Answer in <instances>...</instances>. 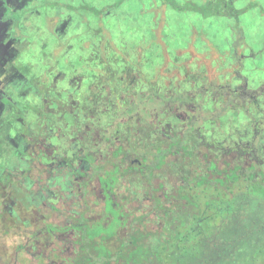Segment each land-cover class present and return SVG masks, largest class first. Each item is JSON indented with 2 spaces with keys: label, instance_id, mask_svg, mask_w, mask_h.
Instances as JSON below:
<instances>
[{
  "label": "flooded vegetation",
  "instance_id": "af4514ba",
  "mask_svg": "<svg viewBox=\"0 0 264 264\" xmlns=\"http://www.w3.org/2000/svg\"><path fill=\"white\" fill-rule=\"evenodd\" d=\"M129 1L0 0V192L3 194L0 206L7 211L19 205L34 209L39 204L54 216L51 211V206H56L52 204L53 200L59 198L58 204L71 200L74 202L72 205H76L77 200L82 202L83 192H94L97 198L104 200L103 191L113 192L119 180L135 176L129 175V164L140 163L139 159L145 158L147 165L152 166L159 157L158 149L164 150L183 133H190V127L195 126L196 119H192L194 109L189 107L184 116L186 130L177 135V139L175 132L171 135V119L181 118L179 108L173 109V105L176 101L181 103L183 98L175 100L172 97H176L177 93L169 96L166 89L160 93L149 88L154 100L162 102L161 107L167 116L163 122L142 134L133 129V105L124 108L118 103L130 96L129 68L133 69V62L138 61L135 54L142 48L146 49L147 45V49L152 47L151 42L160 36L161 27L167 23L166 12L171 10L168 9L170 2L144 0L147 8L143 7L142 13L135 17L140 26L147 27L150 32L141 34L135 44V53L129 55ZM218 1L221 11H228L226 0ZM228 2L232 6L231 0ZM187 3L193 5L191 1L179 5L183 7ZM158 4L163 8H157ZM182 7L177 11L199 14ZM210 11L213 12V9ZM147 12L149 15H146ZM232 12L235 15L239 13L233 9ZM130 14L133 15L132 12ZM160 17H164L165 21L159 30L157 22ZM130 27L133 29V24ZM191 27L192 33L187 31L186 38L175 31L163 30L175 36L168 37L170 34L163 32L168 40L178 39L186 45L184 49H175L168 40L162 43L160 48L165 60L161 62L149 56L150 68H142L145 77L148 78L155 69L158 74L155 83L163 86L167 83L165 78L170 77L187 86L190 80L185 72H180V65L174 72L170 68L174 65L167 64L181 63L183 52L185 58L197 55L190 37L197 32ZM90 30L93 34H89ZM131 31L130 35H133L135 31ZM235 41L238 44L240 38H232V49H235ZM136 73L141 74L140 66H136ZM144 76L142 79H145ZM135 78L132 75L130 86ZM211 89H207L210 94ZM25 116L30 123H24ZM208 116L205 122H209ZM44 122L45 125L40 128V123ZM157 131H160L158 139L164 144L152 151L142 145H134L135 138L147 139L157 135ZM130 147L137 149L140 154L137 158L129 154ZM118 149L122 152L116 154ZM171 157L174 156L168 155L165 160ZM91 160H94L93 163ZM116 169L120 172L126 169L128 174L110 182L109 188L102 189L100 177L107 179L104 175ZM65 175L69 179L63 178L55 183L54 177ZM156 181L154 179L151 185H155ZM124 190L129 192L127 187ZM38 191L50 194L38 203ZM28 239L32 245L37 244L34 238Z\"/></svg>",
  "mask_w": 264,
  "mask_h": 264
},
{
  "label": "rangeland",
  "instance_id": "374dc122",
  "mask_svg": "<svg viewBox=\"0 0 264 264\" xmlns=\"http://www.w3.org/2000/svg\"><path fill=\"white\" fill-rule=\"evenodd\" d=\"M174 1L180 5L191 1L193 5L197 6L215 2V0H171V3ZM228 1L229 0H226V5L229 7L228 11L225 13L222 11L221 16H212V14L207 11L209 13L208 18H203L195 12L191 13L186 11L184 13L174 10L175 8L170 4L168 9L171 10L166 12L167 23H164L162 27L161 25L162 22L165 21V18L160 17V20L157 22V29L160 30L161 27L160 36L153 39V42H151L152 47L149 46L147 49V45V47L145 46L146 49L142 48V53H140V51H142L140 50L138 54H135L136 57H138V61L133 62V69L132 67L129 68L130 96L124 99L127 101V104L125 105L126 102L124 100L122 101L124 102L123 104H121V101L118 102L124 108L128 107V105L129 107L131 104L133 105L131 115L134 116L133 121L135 125L133 129L135 131L138 130L141 134L143 132L145 133L149 128H153L155 124L163 122L166 119L167 113L161 107L162 102L160 100H154V96L152 95L153 92L149 90V88L152 87L153 90L160 91V93L162 89H166L169 96L177 93L176 97H172L175 100L179 97L181 99L183 98L181 103L176 101L173 105V109L179 108L178 114H181V118L171 119V135L175 132L176 139L178 138L177 135L180 136L187 128V121L184 120L185 110L189 107L194 109L192 113V119H196L194 129L195 132L199 131L200 136L196 134L192 136L188 144V146L191 147V151H206V148L200 146V143L213 140L219 141L226 147L229 136H231L232 139H236V136L240 133H242L245 140H249V136L246 133V127L248 125L247 118L240 116L237 113L238 111L234 112L236 109L233 110V112L232 110L223 112L222 109L226 104L225 102L229 103V97L224 96V94L228 92L227 90L236 86H244V83L247 85L248 92H256L262 88V90L258 91L257 96L259 97L258 101L260 106L264 109V0H231L232 6ZM143 7L147 8V3L144 2V0L129 1V37L131 36V41L129 42V55L135 53V44L138 43L137 40L141 37V34L143 35V33L147 34L150 32L147 31V27H143V25L140 26L139 20L137 21L135 17L142 13ZM156 7L163 8V6H159V4ZM232 9L239 11V13L235 15ZM161 11H163V9H161ZM130 12H132L134 16L131 15ZM146 15H149V12H147ZM187 18H189V23H185ZM131 24H133V29L130 27ZM191 26H193L197 32L190 36L192 40L191 44L196 50L197 55L195 57H191L190 55V57L185 58L183 57V55L185 56L183 52L181 55V63L167 64L168 66L174 65L170 66L174 72L178 71L180 65V72L181 70L185 72L190 80L187 86L184 87L180 85L177 79L173 80L170 77L165 78L167 83L163 86L162 84L155 83L154 80L158 77L155 69H153L152 74H149L150 76L148 78L145 77L144 70L147 66L149 67L148 61H150L151 58L160 60L161 62L165 60L160 45L166 43L168 37H175L163 30L175 31L177 35H184L186 38L187 31L191 32ZM197 29H201L203 33L199 32ZM131 30L135 31L133 35H130ZM238 30L240 31L238 32ZM88 32L89 34H93V30ZM163 32H165L166 35L170 34V36H164ZM179 32L181 33L179 34ZM233 37L240 38L238 44L235 41V49H232L230 46ZM168 41L175 46V49L183 48L186 45L184 41L182 42L178 39ZM190 50L193 51L192 48H190ZM242 56L244 58H242ZM136 66H140L141 74L136 73ZM142 68L144 70H142ZM132 75L136 78L135 80L133 79L134 84L130 86V84H132L130 83ZM143 76L145 79H142ZM220 86L225 88L223 95L219 92ZM210 87H212V94H210V90H207ZM168 90H170V92ZM13 98L17 99V96H13ZM184 100H186V103ZM17 101L18 103L21 102L19 100ZM241 102L242 105L244 104L246 108H249L250 112L254 111L248 99ZM154 105H160V107ZM148 110L153 111V113L149 114ZM211 114H219L215 124L204 121L205 117ZM137 122H139V124ZM24 123H30L26 116L24 117ZM44 125L45 122L44 124L40 123V128ZM19 129L20 127L17 126V130ZM159 136L160 131H157V135H151L147 139H143L144 137L135 138V136L134 145L139 144L142 145L144 149L152 151L159 145L164 144L161 139H158ZM209 151L210 154L214 153L213 150ZM165 161V165L155 174L154 179L162 183L164 188V190H162L165 194L169 195L172 194L174 187L181 183L183 177L190 176L194 170L198 171L202 169L205 163L200 156L192 158L184 155L167 158ZM217 161L220 162L219 165L223 163L220 158H218ZM125 187L129 189V192L124 190ZM163 191H159V193ZM122 197H125V201H122ZM20 199L21 197L18 198V200ZM58 199L59 198H56L52 203L59 209V212H54V216L49 215V209L45 208H40V210L30 209L27 212L24 210L23 206L19 205L16 208L21 216V223L17 226L18 229H15L18 231V235L15 234L9 237L14 238L13 242L15 246L23 243L26 245V248L14 254V249L10 250L9 247L6 246L5 237H0V252L5 248L7 252H10V254L12 253V256L8 257L1 255L0 264L9 262H12L10 264H49L44 258L39 259L37 257V254L46 255L47 253L48 255L49 251H45V248L39 247L37 244L32 245L26 235H31L29 233L33 234V232H36L37 229L45 225L43 223L53 221L58 215H60L63 220L72 216L71 213L73 212V208L71 206L74 202L69 200L58 204L56 203ZM1 200L2 197H0V201ZM110 200L114 205L119 202L123 203L128 212L132 213L134 208H140L141 211L145 212L151 206L149 185L140 184L139 179L135 176L121 179L115 184ZM7 201H10V199H7ZM76 202L77 204L75 206H78L80 200ZM244 206L243 212H238L236 214L237 225L231 226L229 225L230 223L226 224L227 220L219 221L216 224L217 228L214 229L213 233L210 234L206 240L197 244H186L188 254H196L198 255L197 257H201L198 264H218L216 262L219 261H221L220 264H263L264 204L262 202H257L253 207L252 201L248 200ZM251 207H253V211H251ZM3 209L4 208L0 206V231L11 226L8 213H6V211L4 212L6 208ZM249 212L252 216V220L248 218ZM181 214L185 217L183 218ZM154 219L156 223L161 224L160 219L155 217ZM25 221L29 223V228L24 227ZM180 221L188 225L189 219L186 217V214L178 212L176 220L166 225V231L155 233V228L152 227L150 237L145 241V246H153L154 248L160 247L164 244L165 238L168 237L167 231L174 233L177 227L176 224ZM235 226L239 227L238 229L241 228L240 232H238L240 238H249L251 240L249 248L258 249L259 251L262 250L263 252L258 253L257 256L253 258L252 254L254 250H249L246 245H242L243 248H245L244 251L238 252V243L233 248H229V245L227 248L222 246L224 239H215V233H217L218 236L225 233L228 235L226 237H229V235L232 234L231 231L236 228ZM233 234H235V232ZM245 242L248 241L245 240ZM233 249H235V251ZM181 250L182 249H178L176 254H179ZM229 250L233 251L230 252Z\"/></svg>",
  "mask_w": 264,
  "mask_h": 264
},
{
  "label": "trees",
  "instance_id": "16d2710c",
  "mask_svg": "<svg viewBox=\"0 0 264 264\" xmlns=\"http://www.w3.org/2000/svg\"><path fill=\"white\" fill-rule=\"evenodd\" d=\"M163 1L171 3V0ZM171 5L176 10H180L182 7L175 1ZM183 8L195 10L204 18L208 17L209 13L212 15L222 14L221 3L218 0L203 6L186 4ZM210 9H213V12ZM260 90L262 88L258 91ZM224 91L225 88L220 86L221 95ZM227 91L224 96L229 97V103L225 102L222 111L232 110L233 112L236 109L234 112L238 111L240 116L247 118L246 133L249 140H245L240 133L236 139L229 136L226 147L219 141L213 140L200 143V146H204L206 151L193 152L188 144L192 136L195 134L199 136L200 133L195 132L194 127H190V133H183L179 139L167 145L164 150H157L159 157L156 158L152 166L147 165L145 158H140V163L129 164L127 167L129 175L134 174L140 184L149 185L151 206L147 211L134 208L131 213L121 202L112 205L114 204L110 200L112 191H103L104 200L100 197L97 198L94 192H83L84 198L80 202L81 204L71 206L73 208L72 216L63 220L60 215H56L57 217L53 221L43 223L45 225L42 228L37 229L31 235H26L28 238L32 237L37 240L39 247L49 251L48 255L47 253L46 255L37 254V257L48 260L49 264H198L201 257H197L196 254H188L187 243L197 244L206 240L217 228L216 224L219 221L227 220L226 224L237 225L236 214L243 212L246 201L251 200L253 207L257 202L264 204V109L259 104L258 91L248 92L247 85L246 88L236 86ZM246 99L250 101V105L254 109L253 112L256 114L250 112L244 104L242 105L241 101ZM218 115L208 116L209 123L215 124ZM209 150H213L214 153L210 154ZM121 152L122 150L118 149L116 154ZM129 154H133L135 158L140 155L133 147L129 148ZM168 155H184L192 158L200 156L205 162L202 169L194 170L190 176L183 177L181 183L174 187L171 195L165 194L162 190V183L156 181L155 185H151L156 172L165 165V157ZM218 158L223 162L220 165V162L217 161ZM93 161L90 162L93 163ZM120 171L116 169L113 173L106 172L105 174H108L104 177L106 176L107 179L100 177L102 189H106V186L109 188L110 182H115L120 176L128 174L126 169ZM63 178L69 179V176L54 177L55 183L57 184L59 182L57 180ZM159 191L163 192L159 193ZM4 194L7 196L6 193ZM46 194L37 192L38 203L42 202L41 199ZM2 195L0 192V197ZM122 198V201H125V197ZM253 207H251V211H253ZM16 208L17 206L11 208V211L3 209L9 215L11 226L1 230L0 237L18 235L16 230L21 223V216ZM31 208L24 207V210L28 211ZM40 208L42 207L37 204L34 209L40 210ZM51 208L52 212H59L57 206H51ZM178 212L186 214L189 219L188 225L182 221L178 222L174 233L167 231L168 237L165 238L164 244L157 248L146 247L145 241L150 237L151 228H155V233L166 231V225L176 220ZM154 217L160 219L161 224L156 223ZM248 218L252 220L250 212ZM28 226L29 223L25 221L24 227ZM235 227L229 237H226L228 235L225 233L220 236L215 233V239H224L222 246L227 248L228 245L229 248H233L238 243V252L244 251L245 248L242 246L244 244L249 250H254L253 258L263 252L249 248L251 240L240 238L238 232L241 228ZM234 232L235 234H233ZM24 248H26L25 244H17L13 253L16 254ZM178 249L182 250L176 254ZM233 250L235 251V249ZM11 254L5 248L0 252V256L8 257L12 256ZM220 262L216 263L220 264ZM10 263L12 262L3 264Z\"/></svg>",
  "mask_w": 264,
  "mask_h": 264
},
{
  "label": "clouds",
  "instance_id": "9594fccd",
  "mask_svg": "<svg viewBox=\"0 0 264 264\" xmlns=\"http://www.w3.org/2000/svg\"><path fill=\"white\" fill-rule=\"evenodd\" d=\"M14 238L13 237H7L5 238V244L7 247H9V249H14L15 248V244H14Z\"/></svg>",
  "mask_w": 264,
  "mask_h": 264
}]
</instances>
